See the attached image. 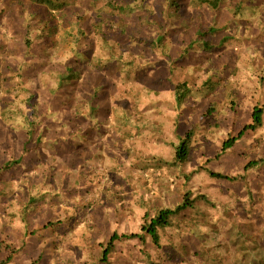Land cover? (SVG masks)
<instances>
[{"label":"rangeland","instance_id":"374dc122","mask_svg":"<svg viewBox=\"0 0 264 264\" xmlns=\"http://www.w3.org/2000/svg\"><path fill=\"white\" fill-rule=\"evenodd\" d=\"M196 1L169 0L178 13L164 18L168 0H75L69 28L27 0H0V261L102 264L113 232H140L146 212L188 193L193 207L161 231L159 248L120 241L108 264H264V115L221 153L264 106V0L216 11ZM244 53L260 57L233 90L224 82H235ZM182 81L192 90L178 109ZM89 95L108 112L81 115ZM188 133L189 160L176 164Z\"/></svg>","mask_w":264,"mask_h":264},{"label":"trees","instance_id":"16d2710c","mask_svg":"<svg viewBox=\"0 0 264 264\" xmlns=\"http://www.w3.org/2000/svg\"><path fill=\"white\" fill-rule=\"evenodd\" d=\"M106 0H104L105 2ZM224 0H197V3H201V5H207L209 8H211L212 10L216 11L218 10V8L220 7L221 3H223ZM75 0H27V9H34L33 5H37L39 6L42 11V18L44 16V18L46 20H50V21H54L55 19V14L58 15L59 21L62 24L63 27L67 26V23L69 24V28L72 27V21H71V15L73 13V6L72 3H74ZM16 3L18 4V2L16 1ZM108 3H111L110 1ZM242 6V3H239L238 6L236 7L237 9H240V7ZM173 9V10H172ZM178 9V5L176 3H173V5L170 4L169 0H168V7H167V11L164 13V18H168L169 11H174L176 12ZM34 11V10H32ZM30 10V12H32ZM178 13V12H176ZM180 18H182V16L180 15ZM179 18V19H180ZM261 28L263 29V27L261 26ZM119 30V29H118ZM158 30V29H157ZM114 32V30H112ZM211 31H213V29H211ZM158 32H162V29L158 30ZM116 32H114L113 34H115ZM82 34L81 29L77 31V34L72 35V32H70V39H71V43H78L79 40L81 39L80 35ZM116 35V34H115ZM205 33L203 31H201L200 29H196V38L197 39H203ZM157 40L160 41L161 40V36L157 37ZM200 40V41H201ZM196 41V40H195ZM28 45L30 44L29 41L26 42ZM194 44V43H193ZM190 44V45H193ZM196 44V43H195ZM110 47H117V44H110ZM97 50V49H96ZM95 50V51H96ZM243 52V51H242ZM8 56V55H7ZM242 62H239L240 64V70L238 72V74H236V77H239V74L246 72V70H248V66L250 64H253L260 56L255 54L253 59H251L249 54H242ZM101 63H104V67L108 64V61L106 62V60H101ZM246 67V68H245ZM169 69L172 68V66L168 67ZM72 70L67 72V74H63L60 78H62V81L67 80L69 81L71 79V74H72ZM216 73V71H215ZM241 76V75H240ZM256 79H258V77H255ZM238 78L235 79V82H233L232 84H229L227 82V80H225L224 84L231 87L233 90H238L239 88L235 85L236 84V80ZM61 80H59V84H62ZM210 81V80H207ZM224 81V80H223ZM223 81L221 80L220 82L223 83ZM257 81V80H256ZM218 82V81H216ZM218 82V83H220ZM250 83V82H249ZM258 83V82H256ZM207 84V83H206ZM205 84V85H206ZM255 84V83H254ZM99 85H94V92L91 94V97H93L94 99H96V97H98V89H96V87H98ZM239 86V84H238ZM192 85L190 86V84H188V82L186 81H182L179 84L174 85L173 87V92H174V96H175V104L174 107L178 108L181 107V105L183 104V102L185 101V99L187 98L189 92L192 90ZM243 88V86H242ZM248 89V88H247ZM96 90V91H95ZM29 99V98H28ZM89 101V103H88ZM87 104V106L85 107V110H80L82 113L81 115L83 116H88L89 118H94L96 115L95 113L99 112H108V109L110 108L109 106H106L103 103L100 104H95V102L93 101V99H90V95L87 96V99H85V101ZM106 106V107H105ZM234 107H231L229 110L233 111ZM210 108H208L209 110ZM263 109L264 106H254L253 109H250V122L244 124V126L241 128V130H239L237 132V135L231 138H227L224 142L223 145L221 147V153H225L226 150L230 149L233 147V145L239 141L246 132H255L258 129H260L263 125ZM28 123L26 126V132L25 134L27 135V141L29 140V137H31L32 132H33V127L35 124L34 123V119L33 118H28L27 119ZM90 126L92 127H97V124H90ZM81 131V128L77 125H75V132L78 135ZM103 136V135H102ZM189 137L190 134L188 133L185 137V139L181 140L178 144V146L176 147L175 150V156H174V160L175 163L177 164H183L185 162H187L189 160V156H190V146H189ZM119 138V136H118ZM39 138L36 139V141H38ZM103 139V137H102ZM112 140V138H111ZM110 140V141H111ZM30 141V140H29ZM100 142V141H99ZM37 143V142H36ZM25 144V143H24ZM219 157V155L217 156ZM20 158L17 160H13V161H9L6 162L3 165V168H10L14 165H18L20 163ZM259 162L257 161H250L249 163L246 164L245 168L248 167H254L258 164ZM208 174L212 177V178H216V179H232L234 180L235 178H230L228 176H225L223 174L220 173H214V172H208ZM190 194L186 193L184 195V198L182 200L181 203L177 204L175 207L173 208H163V209H159L154 215L149 216L148 213L146 212L144 214L143 217V221L144 223L141 226L140 232L138 233H122V234H118L117 232H113L111 234V236L109 237V239L107 240V242L105 243V245H103L101 247V252H100V257H99V262L102 264H108L109 263V258L110 255L113 253V251L115 250V244L117 242L120 241H131V240H138L141 243H144L146 241V238L149 239L151 241V243L156 247L159 248L160 247V235H161V231L171 228L172 227V219L175 218L177 215H179L181 212L190 209L193 207V203L194 200L190 199ZM11 260V257L8 256L5 260L0 261V264H7L9 263ZM150 261V260H149ZM36 262H33V264H35ZM150 264H154L152 262H150Z\"/></svg>","mask_w":264,"mask_h":264}]
</instances>
